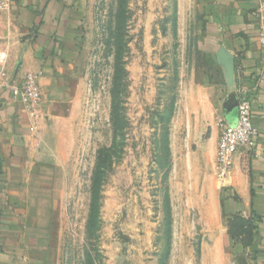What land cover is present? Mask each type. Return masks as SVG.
Wrapping results in <instances>:
<instances>
[{
  "label": "rangeland",
  "instance_id": "rangeland-1",
  "mask_svg": "<svg viewBox=\"0 0 264 264\" xmlns=\"http://www.w3.org/2000/svg\"><path fill=\"white\" fill-rule=\"evenodd\" d=\"M78 1L67 95L40 118L54 148L52 263L237 264L246 235H230L220 206L216 218L229 178L201 136L230 83L203 50L198 0Z\"/></svg>",
  "mask_w": 264,
  "mask_h": 264
},
{
  "label": "crops",
  "instance_id": "crops-1",
  "mask_svg": "<svg viewBox=\"0 0 264 264\" xmlns=\"http://www.w3.org/2000/svg\"><path fill=\"white\" fill-rule=\"evenodd\" d=\"M198 2L203 50L226 67L231 96L251 98L259 135L255 147L236 154L227 196L214 201L216 218L220 206L226 218L252 219L254 241L235 247L237 264H264V45L256 16L261 0ZM84 17L78 0H15L0 10V57L7 73L0 89V264H53L60 223L54 173L46 163L54 160V148L40 118L67 95ZM29 73L42 74L43 100L33 110L12 89ZM223 113L201 133L209 137L215 168Z\"/></svg>",
  "mask_w": 264,
  "mask_h": 264
},
{
  "label": "built area",
  "instance_id": "built-area-1",
  "mask_svg": "<svg viewBox=\"0 0 264 264\" xmlns=\"http://www.w3.org/2000/svg\"><path fill=\"white\" fill-rule=\"evenodd\" d=\"M15 0H0V10L12 7ZM256 16L262 31L260 42L264 45V0H261ZM41 73H29L20 85L13 87L14 97L19 98L29 109L40 107L43 95L41 86ZM7 83L5 56L0 57V89ZM224 113L218 118L220 139L217 150L216 173L218 179L225 183L232 173L234 159L241 149H252L258 140V130L254 123L252 100L244 94L239 100L238 114L235 121Z\"/></svg>",
  "mask_w": 264,
  "mask_h": 264
},
{
  "label": "trees",
  "instance_id": "trees-1",
  "mask_svg": "<svg viewBox=\"0 0 264 264\" xmlns=\"http://www.w3.org/2000/svg\"><path fill=\"white\" fill-rule=\"evenodd\" d=\"M230 235L235 239H239L240 236L246 235L241 240L245 247H250L254 241V235L257 226L254 224L252 219L245 217L242 214L235 215L228 219Z\"/></svg>",
  "mask_w": 264,
  "mask_h": 264
},
{
  "label": "water",
  "instance_id": "water-1",
  "mask_svg": "<svg viewBox=\"0 0 264 264\" xmlns=\"http://www.w3.org/2000/svg\"><path fill=\"white\" fill-rule=\"evenodd\" d=\"M231 97H232V101L230 102V104L224 107V114L227 116H233L234 118H237L239 100L236 99L234 96Z\"/></svg>",
  "mask_w": 264,
  "mask_h": 264
}]
</instances>
